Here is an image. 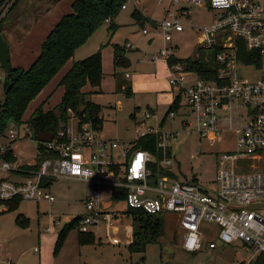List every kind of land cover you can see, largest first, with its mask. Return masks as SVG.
Segmentation results:
<instances>
[{"label":"built area","instance_id":"built-area-1","mask_svg":"<svg viewBox=\"0 0 264 264\" xmlns=\"http://www.w3.org/2000/svg\"><path fill=\"white\" fill-rule=\"evenodd\" d=\"M15 1H3L0 18ZM128 1L123 9L128 7ZM133 1L136 5L140 2ZM197 9L209 12L211 19L192 22ZM187 25L205 34L200 43L205 48L218 49L214 79L198 77L182 61L170 62L171 58L180 57L175 34L185 32ZM155 30L163 45L150 52V60L166 62L169 83L179 92L186 109H170L166 114L168 120L180 116V128H137L136 139L156 135L161 159L158 161L149 150L135 149V141L124 143L104 136L91 122H81L75 116L76 123L69 121L55 136L37 138L35 161L25 162L18 160L15 148L20 140L31 137L32 130L12 121L0 133V212L8 209L6 201L18 197L53 203L56 196L50 186H45V180L50 183L59 178H74L91 185L84 200L85 211L78 215L79 232H92L91 227L101 224L112 228L130 215L129 211L150 215L175 212L181 217L182 246L187 251L203 249L205 241L209 249L217 248L214 239L205 240L201 228L203 222H215L219 226L217 237L222 242L241 240L251 248L248 259L231 264H260L264 261V215L254 206L264 203V0H171L160 20H156ZM150 32L143 28L144 34ZM241 52L246 59H241ZM246 66L254 67L258 77H242V68ZM191 73L196 79L189 83ZM124 96L129 97L126 93ZM150 117L147 112L146 118ZM226 127L236 133L237 149L219 155L213 191L202 189L193 180L153 171L151 164L159 162L178 174L172 144L182 131H196L215 143ZM103 186L113 189L110 198L116 199L115 190L119 191H115L117 194L125 192L127 210L112 209L114 202L103 199ZM2 251L0 245V264Z\"/></svg>","mask_w":264,"mask_h":264},{"label":"rangeland","instance_id":"rangeland-1","mask_svg":"<svg viewBox=\"0 0 264 264\" xmlns=\"http://www.w3.org/2000/svg\"><path fill=\"white\" fill-rule=\"evenodd\" d=\"M56 1L59 3L55 9L49 14L46 13L45 8L51 7ZM73 1L18 0L9 12L1 15L0 21L3 20L1 26L4 28L3 23L14 25L19 22L14 26L15 36L22 37L24 33H29L28 48L25 50H30V53H26L25 56L30 54L37 56L41 51L43 38L46 35L44 33L50 25V21L58 19L64 13H69ZM170 1L140 0L136 5L133 0H129L128 7L122 8L114 19L118 25L114 35L109 29L110 21H106L85 45L76 50L74 57L40 91L28 106L25 118H29L38 106H43L45 110H48L58 105L64 93V87L60 84L61 78L71 67L73 61L83 59L102 49L105 72L102 85L98 92L87 96L88 99L103 106L104 120L101 133L113 134L119 140H131L135 135L137 136L133 119L134 101H141V106L136 112L142 114L147 110L145 104L151 98L150 96L142 98L140 96L134 100L130 96L125 97L123 92L118 91L113 72L114 44H126V46L132 45L133 48H138L130 54V58L140 71H145L164 62L163 59L149 60L150 51L159 48L163 39L156 33L155 28L150 26L146 28L152 32L144 34L142 28L147 24L141 26L134 23L132 12L138 7L152 19L160 20L164 7H167ZM61 2L63 3L60 5ZM6 17L7 19H5ZM210 17L209 12L197 9L193 13L191 21L201 23L209 21ZM198 39L199 32L192 25H187L185 32L176 33L175 42L179 45V56L181 58L189 57L199 48L208 55L211 51L200 44ZM24 47H22L23 50ZM21 61L23 65L21 67L25 69L30 67L31 64H28L26 59L23 58ZM13 66L16 65L13 64ZM118 69L124 72L122 67ZM241 74L242 77L255 79L259 72L254 67L246 66L242 68ZM120 75L119 78L123 79V76L120 77ZM190 75L192 76H188L189 83L196 79L193 73ZM4 81L5 72L0 67V104L5 99ZM118 101L122 103L121 110L118 109ZM159 115L161 114L159 113ZM72 117L70 123H76L75 116L72 115ZM178 124L172 126L171 123H168L164 128L178 127ZM30 136L17 143L15 153L18 160L32 163L35 161L34 148L37 142L33 131H30ZM236 149L237 135L227 127L215 143H211L208 138L202 137L196 131L184 130L172 144V153L175 158L174 169L180 178L193 180L202 189L213 191L216 187L215 179L219 166V155L222 152L235 151ZM52 184L50 191L56 196L55 202L41 201L38 203L34 200L23 199L16 210H6L0 214V245L3 248L2 253L4 252L2 264H10V257H13V264H80L81 258L89 260L90 264H231L234 261L248 259L252 255L251 248L241 240L230 244L222 242L217 237L219 226L215 222H203L201 228L205 240L214 239L217 242V248L209 249L208 241H205L203 249L197 252L187 251L182 246L184 229L181 226V217L175 212H163L157 215L164 220V234L159 237L157 242L149 243L144 251H131L130 242L133 239L134 227L131 215H127L123 220H118L115 227L110 228L105 224L91 227V231L95 234L93 243L80 244L79 230L77 228L71 230L63 246L55 254L57 237L61 228L65 223L85 211L84 200L88 188L84 182L71 178H59ZM101 192L103 199H111L114 202L112 209L127 210L123 199L110 198L109 194L113 193L112 188L103 186ZM82 198L83 200H81ZM254 208L264 215V203L255 205ZM20 214L28 219L27 225L22 226L16 222V218ZM48 227H50L49 230H47ZM46 235H48V241L45 238ZM54 235L55 239L50 242ZM46 244H51L47 251L44 247ZM81 246L84 248H80ZM36 248L40 250L38 251ZM40 259H42V263ZM81 264L85 263L81 262Z\"/></svg>","mask_w":264,"mask_h":264},{"label":"trees","instance_id":"trees-1","mask_svg":"<svg viewBox=\"0 0 264 264\" xmlns=\"http://www.w3.org/2000/svg\"><path fill=\"white\" fill-rule=\"evenodd\" d=\"M4 0H0V5ZM128 0H74L69 13H65L51 31L47 34L41 45V51L29 68L15 67L11 65L9 72H5L4 91L5 99L0 104V133H4L9 123L14 121L18 125H26L35 133L36 139L40 133H47L50 137L66 126L72 115L81 122L91 124L101 129L103 126V106L88 99V95L98 92L104 78L102 51L99 49L91 55L73 61L71 67L64 73L60 84L64 87L62 100L52 109L45 110L38 106L34 112L25 118L26 110L30 103L38 96L40 91L51 82L66 63L74 57L76 50L85 45L89 38L106 22L110 21L109 29L113 33L118 25L114 19L122 9V5ZM18 2L15 1L13 6ZM12 6V7H13ZM9 9V11L12 9ZM8 11V12H9ZM132 17L141 26L149 23L155 26L156 20L144 15L139 8L132 12ZM3 21V20H1ZM0 21V34L3 28ZM4 35V34H3ZM128 48L126 44H114V65L129 67L130 61L126 56ZM218 49L206 55L200 48L193 55L186 58H171L170 62L182 61L186 63L187 70L196 72L202 79H214L217 75L216 53ZM198 53V54H197ZM243 57V52L240 53ZM116 76L118 91L132 96L131 83ZM181 97L177 96L170 109L178 110ZM135 149H146L153 152L158 161L161 159V151L157 148L155 134H147L135 140ZM12 159V157H8ZM153 171L178 177L173 171L164 168L159 162L151 164ZM37 167V166H35ZM53 181L45 180V186H51ZM118 191V190H115ZM116 199H123L125 192L116 193ZM119 192V191H118ZM23 199L18 197L8 200L7 211L16 210ZM1 213V212H0ZM133 221V239L130 242L131 251H144L151 242H157L164 234V220L161 216L150 215L142 211H129ZM79 217L65 223L58 233L55 254L63 246L71 230L77 228ZM20 225H27L28 219L20 214L16 218ZM93 232H79L80 244H89L95 241ZM252 264H257L255 261Z\"/></svg>","mask_w":264,"mask_h":264},{"label":"crops","instance_id":"crops-1","mask_svg":"<svg viewBox=\"0 0 264 264\" xmlns=\"http://www.w3.org/2000/svg\"><path fill=\"white\" fill-rule=\"evenodd\" d=\"M58 3L59 2L56 1L51 7L45 8V10H47L46 13L49 14L50 12H52ZM62 3L63 2H61L60 5ZM165 7H164V10H165ZM45 10H44V12H45ZM141 11L144 15L148 16L143 10H141ZM62 16H63V14L61 15V17ZM61 17H59V18H61ZM148 17H150V16H148ZM59 18L58 19L55 18V19L50 21V25H48V27L44 33V35L46 34L45 37L50 32L49 31L50 28L52 29L55 26V24L59 21ZM150 18H152V17H150ZM5 19H7V17ZM4 22H5V20H4ZM17 23H19V22H16L15 24H17ZM134 23H136L135 19H134ZM15 24L14 25H9V24L6 25L5 23H3V25H4L3 34H4L5 38L8 40L9 46H10L11 65L15 64L16 65L15 67L23 66L21 63L22 62L21 59H23V58L26 59L27 62H29L28 64H32V62L35 60V58L39 54L37 56L35 54L33 56L31 54H30L31 56L30 55H28L27 57L25 56L26 53H30V50H28L29 52L27 50H25V48H28L27 43H28V37H29L28 34L29 33L28 32L26 34L24 33L22 35V37H16L14 34ZM149 26L155 28V26H152L149 23H147V25H145L144 27H149ZM115 32H113L112 35H114ZM45 37L44 38L42 37L43 40L45 39ZM111 38H112V36L109 39V43L111 42ZM151 40H153V39L151 38ZM121 45H123V44H121ZM162 45H163V43H162ZM23 46H25L24 50L22 49ZM127 47L129 48V50L126 53V56L129 58V61H130L131 60L130 54L138 48H133L132 45H127ZM101 51H102V49H101ZM149 60H150V57H149ZM103 65H104V61H103ZM113 65H114V52H113ZM154 66H153V68L146 69L145 71H140L136 68L135 64H133V61L131 60L129 67H122L124 69L123 70L124 72H122L118 69L119 67L116 68L114 65V71H113L114 75H115V73H117V77H119V74H121L120 77L123 76L124 80H127L131 83L133 94L130 97L132 99L135 100V99H137V97H140V96H141V98L144 96H147V97L150 96V98H151L150 101H147V103L145 104V105H147V110L145 112H143L142 114H139L136 112L141 106V101H136V102L134 101L135 112L133 114V119H134L135 126H136L135 130L139 127H143V126H147V125L165 127L166 124H168V123H171L172 126H174L175 124L177 125V123H179L178 128H180L181 127L180 116H178L175 120H168L166 118V114L170 110L171 106L173 105L176 97L179 96V92L176 89H174L169 83L170 71L168 69L166 62L165 61L160 62L158 65H154ZM127 73L129 74V76H127ZM114 81L115 82L117 81L116 76H114ZM176 92H178V93L176 94ZM117 103H118V109L121 110L122 109V103L120 101H118ZM180 103L181 104H180L177 111H183V112L186 111V109L184 107V103L182 102V100L180 101ZM147 112L151 113L150 118H146ZM159 113L161 115H159ZM178 119H179V121H177ZM103 135L106 137H109V138L118 139L117 137H114L113 134H104L103 133ZM136 138H137V136L135 135L131 140L130 139H128V140H122L121 139L120 141H122L124 143H132L136 140ZM11 177L16 178L17 176H11ZM71 179H74V178H71ZM75 180H78V179H75ZM79 181H81V180H79ZM82 182H84V181H82ZM84 183L87 185V188H88V190L86 191V195H87L91 190V185L89 183H86V182H84ZM52 185L53 184H51L50 189H51ZM81 200H83V198ZM106 202L110 203L109 200H106ZM3 212L4 211H2L1 213H3ZM48 228H50V227H48ZM45 238L48 241V235H46ZM53 239H55V235L51 238L50 242H52ZM50 245L46 244L44 246V247H46V249H45L46 251L50 249ZM80 248H84V247L81 246ZM36 250H38V249L36 248ZM3 253H2V257H3ZM9 259H10V261H9L10 264H13V262H14L13 257H10ZM82 259L83 258H81L79 261L80 264H81V262L85 263V264L91 263L89 260H85V259L82 260ZM40 262L42 263V259H40Z\"/></svg>","mask_w":264,"mask_h":264},{"label":"water","instance_id":"water-1","mask_svg":"<svg viewBox=\"0 0 264 264\" xmlns=\"http://www.w3.org/2000/svg\"><path fill=\"white\" fill-rule=\"evenodd\" d=\"M205 34H199V43L204 39ZM198 54V53H197ZM0 65L4 68L6 72H9L11 69V61H10V46L8 40L5 38L3 34H0ZM41 139H48L50 136L47 133H40ZM260 264H264V261Z\"/></svg>","mask_w":264,"mask_h":264},{"label":"snow or ice","instance_id":"snow-or-ice-1","mask_svg":"<svg viewBox=\"0 0 264 264\" xmlns=\"http://www.w3.org/2000/svg\"><path fill=\"white\" fill-rule=\"evenodd\" d=\"M142 158V157H141ZM136 167L139 168L140 167V160L138 159L136 162Z\"/></svg>","mask_w":264,"mask_h":264},{"label":"clouds","instance_id":"clouds-1","mask_svg":"<svg viewBox=\"0 0 264 264\" xmlns=\"http://www.w3.org/2000/svg\"><path fill=\"white\" fill-rule=\"evenodd\" d=\"M214 3H215V0H214Z\"/></svg>","mask_w":264,"mask_h":264}]
</instances>
